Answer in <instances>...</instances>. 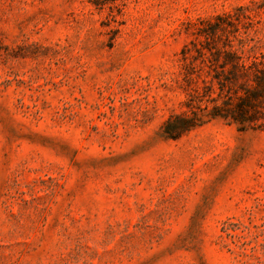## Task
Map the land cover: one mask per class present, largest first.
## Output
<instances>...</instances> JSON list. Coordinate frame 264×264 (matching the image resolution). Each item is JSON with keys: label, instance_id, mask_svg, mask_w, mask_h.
Returning a JSON list of instances; mask_svg holds the SVG:
<instances>
[{"label": "rangeland", "instance_id": "1", "mask_svg": "<svg viewBox=\"0 0 264 264\" xmlns=\"http://www.w3.org/2000/svg\"><path fill=\"white\" fill-rule=\"evenodd\" d=\"M239 9L263 39L264 0H0V264H264V128L162 133Z\"/></svg>", "mask_w": 264, "mask_h": 264}, {"label": "trees", "instance_id": "2", "mask_svg": "<svg viewBox=\"0 0 264 264\" xmlns=\"http://www.w3.org/2000/svg\"><path fill=\"white\" fill-rule=\"evenodd\" d=\"M201 22L181 50L183 81L189 88L185 108L172 115L163 135L177 140L213 120L239 131L264 128V51L249 38L247 9Z\"/></svg>", "mask_w": 264, "mask_h": 264}]
</instances>
